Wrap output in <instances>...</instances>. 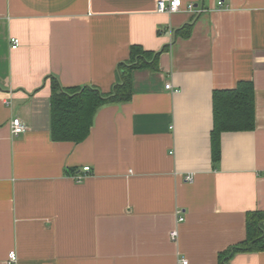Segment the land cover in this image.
Wrapping results in <instances>:
<instances>
[{
	"label": "crops",
	"instance_id": "0c3cea01",
	"mask_svg": "<svg viewBox=\"0 0 264 264\" xmlns=\"http://www.w3.org/2000/svg\"><path fill=\"white\" fill-rule=\"evenodd\" d=\"M181 1L0 0V264H219L264 212V0ZM132 46L158 58L131 70L130 101L54 141L51 79L108 94ZM248 81L255 127L222 132L214 161L213 93Z\"/></svg>",
	"mask_w": 264,
	"mask_h": 264
},
{
	"label": "trees",
	"instance_id": "16d2710c",
	"mask_svg": "<svg viewBox=\"0 0 264 264\" xmlns=\"http://www.w3.org/2000/svg\"><path fill=\"white\" fill-rule=\"evenodd\" d=\"M130 60L118 66L120 81L108 94L95 87L62 88L51 79V131L54 141L77 143L89 134L94 113L103 105L129 102L132 96L131 73L156 61L158 53L143 51L132 46ZM213 130L211 133L212 156L220 158L219 136L222 132L249 131L254 129V97L252 82H238L232 90L213 93ZM246 238L238 245L218 255L219 264H228L238 253L264 252V212L255 211L247 216Z\"/></svg>",
	"mask_w": 264,
	"mask_h": 264
},
{
	"label": "built area",
	"instance_id": "2783aa9c",
	"mask_svg": "<svg viewBox=\"0 0 264 264\" xmlns=\"http://www.w3.org/2000/svg\"><path fill=\"white\" fill-rule=\"evenodd\" d=\"M218 6H222V2H219ZM194 10H195L194 6L192 4H188L184 11L194 12ZM182 11L183 10H182V1L181 0H159V2L157 3V6H156V12H158V13L160 12V13L173 14V13L182 12ZM202 12H204L203 9L198 11V13H202ZM18 44H19V40L16 37L10 38V45H11L12 51H15V49L18 48V46H19ZM165 89L173 92L172 86L169 83L165 84ZM10 129H11L10 132H12V135L17 137V135L24 133L25 126L23 125V123L18 118H16V119L11 121ZM83 171L89 172V168L85 167L83 169ZM84 178H85L84 176L78 175L76 177V180L78 182H80ZM192 180H193V177L191 175H187L185 177L186 182L191 183ZM177 215H178L177 222L179 224V222H182L184 220V217L182 215H180V213H177ZM177 235H178L177 231H172L170 234V237L173 241H175ZM8 261L10 263H13L16 261V253L14 251H12L8 254ZM182 263L186 264L187 262L183 260Z\"/></svg>",
	"mask_w": 264,
	"mask_h": 264
}]
</instances>
